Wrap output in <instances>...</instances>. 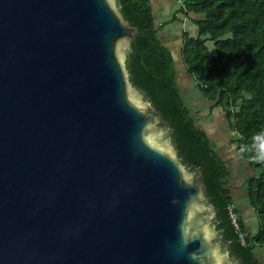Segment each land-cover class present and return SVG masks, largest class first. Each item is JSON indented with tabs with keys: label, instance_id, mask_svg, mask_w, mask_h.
<instances>
[{
	"label": "water",
	"instance_id": "obj_1",
	"mask_svg": "<svg viewBox=\"0 0 264 264\" xmlns=\"http://www.w3.org/2000/svg\"><path fill=\"white\" fill-rule=\"evenodd\" d=\"M137 32L117 0H0V264H239L130 81Z\"/></svg>",
	"mask_w": 264,
	"mask_h": 264
},
{
	"label": "trees",
	"instance_id": "obj_2",
	"mask_svg": "<svg viewBox=\"0 0 264 264\" xmlns=\"http://www.w3.org/2000/svg\"><path fill=\"white\" fill-rule=\"evenodd\" d=\"M124 17L138 28L127 52L131 83L172 127V142L185 166L202 171L206 194L216 208L217 228L239 264H264V0H179L170 22L189 20L179 55L193 88L224 113L229 143L254 170L245 185L257 228L247 225L227 185L226 160L196 122L181 92L174 48L164 39L167 22L157 18L151 0H117ZM181 14L182 18L177 16ZM180 16V17H181ZM212 43V44H211ZM236 206L243 239L230 216Z\"/></svg>",
	"mask_w": 264,
	"mask_h": 264
},
{
	"label": "crops",
	"instance_id": "obj_3",
	"mask_svg": "<svg viewBox=\"0 0 264 264\" xmlns=\"http://www.w3.org/2000/svg\"><path fill=\"white\" fill-rule=\"evenodd\" d=\"M151 1H152V5L156 11L157 18L161 21H163V19L165 20L167 17L169 18L171 16V14L174 15V13L181 6V1H179V0H177L179 3L175 4L173 2V4L177 5L173 9L171 8L173 0H151ZM172 10H174V12ZM177 16H179V18H182L181 14H178ZM189 23H190L189 20L184 17V19L182 20V25L184 24L183 27H185V24L189 25ZM163 32L168 34V32H166L165 30ZM166 42L168 43L169 46L174 48V51H176L177 48L175 47L174 44L179 42V39H176L174 41L172 38H167ZM178 76H179L178 77L179 81H181L183 78L182 77L183 75L179 74ZM190 80L192 81V78ZM180 86H181V84H180ZM185 87H188V89H189L190 85L189 84H188V86L184 85V88ZM192 89H194V88H192ZM194 90L193 91L190 90L192 92H190L189 90L187 91V93L184 95L186 98L185 100L187 101L188 105L191 107L198 125H200L204 130L207 131V133L209 134V136L211 138L213 145L217 148V150L221 154V156L226 160V162L228 164V169L230 171V176L226 182H227V185L231 188L232 194L235 197L239 198V200H241V202H246V204H248L247 186L245 185V183H246V180L251 175L254 174V170L250 166V164L247 161L242 160L238 156L237 152L233 149V147H231V144L229 143L231 132L228 130V127H227V129L224 130L222 136L220 135L217 137L215 131H214L215 134L212 133V131H213L212 128H214V125H213V127H211L210 125L206 126L200 122V120L198 119L200 117V115L210 117V115L216 110L212 108V103L210 101H208L206 99H200ZM181 92H182V89H181ZM182 94H183V92H182ZM195 100H201V101L207 102V106H208L207 108L208 109L204 110L203 112H199L198 108H194V106H193V102ZM216 109H218V108H216ZM201 113H203V114H201ZM224 119L226 121L225 116H224ZM246 209L248 211L246 213V215L249 219V223L246 224L247 229L251 230V231H255L257 228V225H258L255 213L250 211L249 205L246 207Z\"/></svg>",
	"mask_w": 264,
	"mask_h": 264
},
{
	"label": "rangeland",
	"instance_id": "obj_4",
	"mask_svg": "<svg viewBox=\"0 0 264 264\" xmlns=\"http://www.w3.org/2000/svg\"><path fill=\"white\" fill-rule=\"evenodd\" d=\"M173 2L176 4V3H179L177 0H173L172 1V6L171 8L173 9L175 6V4H173ZM174 12V10H172ZM172 12V13H173ZM172 15L168 18H166L165 20L163 19V21L161 22H167V24H165L164 26V29L166 32H168V34H163V37L164 39L165 38H172L174 41L176 39H179V42L175 43V47L177 48L176 49V54H175V63H176V69H177V73L179 74H182L183 78L180 82L181 84V89H182V92H183V95H185L187 93V91L189 90H194L192 89L193 88V85L194 83H192V81L190 80L191 78H193L192 75H189L188 72H186V67L183 63V61L181 60V57L179 55V51L181 50V46L183 44V39H182V34L187 30V31H192L194 32V27H190L189 25L185 24V27H183L182 25V21L180 20H177V21H174V22H170L171 18H172ZM212 44V43H211ZM178 52V53H177ZM188 84L190 85V88L188 89V87H185L184 88V85H187ZM190 91V92H192ZM195 91V90H194ZM195 93L199 96L200 99H205L200 93H198V91H195ZM190 102V101H189ZM193 106L194 108H198L199 112H203L204 110H207L208 106H207V102H204V101H201V100H195L193 102ZM216 111H214L210 117L209 116H203V115H200V117L198 118L200 120L201 123H203L204 125L208 126L210 125L211 127H213L214 125V128H212V133H214V131L216 132V136H222L223 132L225 129H227L228 127V124L227 122L225 121L224 119V114L221 110L219 109H215ZM203 114V113H201ZM236 199V206L238 207V209L240 210V214L241 216L243 217L244 221L246 224L249 223V219L246 215V213L248 212L246 207L248 206V204H246V202H241V200H239V198H235Z\"/></svg>",
	"mask_w": 264,
	"mask_h": 264
},
{
	"label": "clouds",
	"instance_id": "obj_5",
	"mask_svg": "<svg viewBox=\"0 0 264 264\" xmlns=\"http://www.w3.org/2000/svg\"><path fill=\"white\" fill-rule=\"evenodd\" d=\"M260 150L264 153V144L260 145ZM211 264H231V261L227 260V253H221L218 249H213V255Z\"/></svg>",
	"mask_w": 264,
	"mask_h": 264
},
{
	"label": "built area",
	"instance_id": "obj_6",
	"mask_svg": "<svg viewBox=\"0 0 264 264\" xmlns=\"http://www.w3.org/2000/svg\"><path fill=\"white\" fill-rule=\"evenodd\" d=\"M230 216L232 218V222L236 228V231L239 234V237L244 240L246 233L242 230V227L239 224V215H238V212L236 211L235 205H232L230 207Z\"/></svg>",
	"mask_w": 264,
	"mask_h": 264
}]
</instances>
